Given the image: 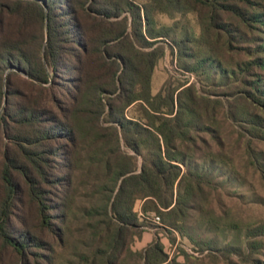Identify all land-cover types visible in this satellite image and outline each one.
<instances>
[{
	"label": "trees",
	"instance_id": "16d2710c",
	"mask_svg": "<svg viewBox=\"0 0 264 264\" xmlns=\"http://www.w3.org/2000/svg\"><path fill=\"white\" fill-rule=\"evenodd\" d=\"M257 3L0 0V264H54L69 249L74 264H188L184 250L183 263L171 259L157 235L142 250L130 244L152 214L169 233L190 210L218 223L204 207L210 172L196 162L198 133L220 130L216 88L235 89L232 119L264 188L252 147L264 142ZM159 13L174 22L160 23ZM236 51L246 58L230 65ZM166 52L199 87L167 79L153 94ZM244 229L247 253L215 251L228 264L231 255L259 264L251 257L264 225Z\"/></svg>",
	"mask_w": 264,
	"mask_h": 264
},
{
	"label": "rangeland",
	"instance_id": "374dc122",
	"mask_svg": "<svg viewBox=\"0 0 264 264\" xmlns=\"http://www.w3.org/2000/svg\"><path fill=\"white\" fill-rule=\"evenodd\" d=\"M256 5L259 7V12L264 14V0H259ZM258 36L259 43H262L264 41V25H260ZM259 57H264V53H260ZM245 58L243 52L236 51L232 57H227L226 61L232 65ZM167 79H171L174 83L188 80L189 83H195L199 87L195 76L183 75L177 69L168 52L154 70L152 76L153 94L160 90ZM259 79L260 84L264 85V71H259ZM216 92L225 100L223 109L217 114L220 130L218 134L198 133L196 162L199 170L210 172L213 186L207 189L209 193L204 207L206 214L218 220L216 224L218 227L201 220L198 211L190 210L188 218L181 225L180 232H165L160 223L156 224L152 220L148 221V230L142 229L147 230L146 232L151 234L152 239L157 235L169 257L175 258L180 263H183L180 250H184L191 256L188 264H228L215 251L233 247L239 249L242 254L247 253L244 243V227L264 225V188L261 176L249 163L245 138L240 137L241 128L231 115L235 106L232 96L235 89L232 86L220 87L216 88ZM255 112L259 114V118L264 120L262 109ZM252 147L259 162L264 166V142L254 140ZM206 153L225 156L227 164L225 166L218 163L210 164V161L202 157ZM231 224L237 226L238 229H232ZM77 231L78 229L74 228V238L78 237ZM171 238L175 239L172 244L169 242ZM258 240L262 243L261 249L252 255L251 260H258L259 264H264V237H259ZM147 244L149 242L143 241L135 244L132 242L130 245L137 250L141 245L146 247ZM208 245L212 248L210 252L204 251ZM229 260L232 264H253L250 260L239 258L238 255H231ZM74 262L76 260L72 257L69 249L62 253L54 264H74ZM126 264L141 263L127 260Z\"/></svg>",
	"mask_w": 264,
	"mask_h": 264
},
{
	"label": "clouds",
	"instance_id": "9594fccd",
	"mask_svg": "<svg viewBox=\"0 0 264 264\" xmlns=\"http://www.w3.org/2000/svg\"><path fill=\"white\" fill-rule=\"evenodd\" d=\"M156 19L165 25H171L174 21L172 18H170L166 13H159L156 17Z\"/></svg>",
	"mask_w": 264,
	"mask_h": 264
},
{
	"label": "crops",
	"instance_id": "0c3cea01",
	"mask_svg": "<svg viewBox=\"0 0 264 264\" xmlns=\"http://www.w3.org/2000/svg\"><path fill=\"white\" fill-rule=\"evenodd\" d=\"M149 237V238H148ZM152 236H151V234L150 233H148V232H144L143 233V236H142V239L140 240V241H138L139 243H142L143 241H147V243L149 242H151L152 240V238H151ZM148 245V244H147ZM145 248V246H140L139 248H137V250H142V249H144Z\"/></svg>",
	"mask_w": 264,
	"mask_h": 264
},
{
	"label": "built area",
	"instance_id": "2783aa9c",
	"mask_svg": "<svg viewBox=\"0 0 264 264\" xmlns=\"http://www.w3.org/2000/svg\"><path fill=\"white\" fill-rule=\"evenodd\" d=\"M152 221L156 224L160 223V218L157 215L152 214L151 215Z\"/></svg>",
	"mask_w": 264,
	"mask_h": 264
}]
</instances>
